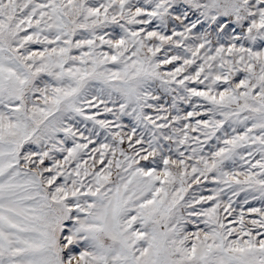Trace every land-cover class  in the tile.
Wrapping results in <instances>:
<instances>
[{"label":"snow or ice","instance_id":"1","mask_svg":"<svg viewBox=\"0 0 264 264\" xmlns=\"http://www.w3.org/2000/svg\"><path fill=\"white\" fill-rule=\"evenodd\" d=\"M0 264H264V0H0Z\"/></svg>","mask_w":264,"mask_h":264}]
</instances>
